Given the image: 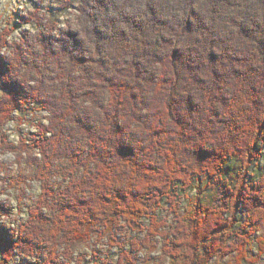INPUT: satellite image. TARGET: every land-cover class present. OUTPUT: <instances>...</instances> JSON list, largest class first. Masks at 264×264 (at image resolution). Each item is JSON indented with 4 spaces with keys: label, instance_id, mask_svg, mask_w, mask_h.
Here are the masks:
<instances>
[{
    "label": "clouds",
    "instance_id": "1",
    "mask_svg": "<svg viewBox=\"0 0 264 264\" xmlns=\"http://www.w3.org/2000/svg\"><path fill=\"white\" fill-rule=\"evenodd\" d=\"M0 264H264V0H0Z\"/></svg>",
    "mask_w": 264,
    "mask_h": 264
}]
</instances>
